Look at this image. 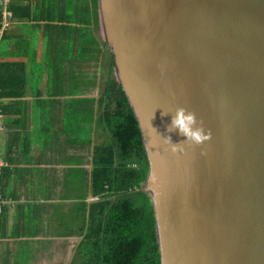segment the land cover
<instances>
[{"label": "water", "instance_id": "1", "mask_svg": "<svg viewBox=\"0 0 264 264\" xmlns=\"http://www.w3.org/2000/svg\"><path fill=\"white\" fill-rule=\"evenodd\" d=\"M140 128L160 264H264V0H97ZM179 109L207 135L172 124Z\"/></svg>", "mask_w": 264, "mask_h": 264}, {"label": "trees", "instance_id": "2", "mask_svg": "<svg viewBox=\"0 0 264 264\" xmlns=\"http://www.w3.org/2000/svg\"><path fill=\"white\" fill-rule=\"evenodd\" d=\"M9 7L12 19L26 18L40 32L43 59L63 81L65 76L73 80L70 90L84 95L79 106L90 114L82 128L75 124V181L63 182L74 190V207L69 227L65 220L59 226L80 238L70 264H160L153 207L139 189L148 160L137 120L114 75L113 54L100 35L97 0H36ZM1 22L0 6V29ZM6 34H0V48ZM19 42L27 48L28 37ZM3 88L0 77V95Z\"/></svg>", "mask_w": 264, "mask_h": 264}, {"label": "crops", "instance_id": "3", "mask_svg": "<svg viewBox=\"0 0 264 264\" xmlns=\"http://www.w3.org/2000/svg\"><path fill=\"white\" fill-rule=\"evenodd\" d=\"M29 2L36 0H0V34L7 31L0 48V188L14 200L0 213V264H70L80 238L65 233L74 190L63 182L75 181V124L84 126L90 114L79 106L84 95L70 90L73 80L63 81L43 59L31 21L12 19L9 4ZM25 36L27 48L19 42ZM64 220L68 227L59 226Z\"/></svg>", "mask_w": 264, "mask_h": 264}, {"label": "clouds", "instance_id": "4", "mask_svg": "<svg viewBox=\"0 0 264 264\" xmlns=\"http://www.w3.org/2000/svg\"><path fill=\"white\" fill-rule=\"evenodd\" d=\"M193 122L194 115L192 113H186L183 109H179L176 115L172 118V124L185 136V138H191L199 143L203 139H206L207 135L202 134L200 129L193 128Z\"/></svg>", "mask_w": 264, "mask_h": 264}, {"label": "built area", "instance_id": "5", "mask_svg": "<svg viewBox=\"0 0 264 264\" xmlns=\"http://www.w3.org/2000/svg\"><path fill=\"white\" fill-rule=\"evenodd\" d=\"M1 129H2V124L0 122V130ZM3 165H4V161L0 158V172ZM13 204H14V200L12 198H8L4 196L0 188V213L3 210V207H5L6 205H13Z\"/></svg>", "mask_w": 264, "mask_h": 264}]
</instances>
